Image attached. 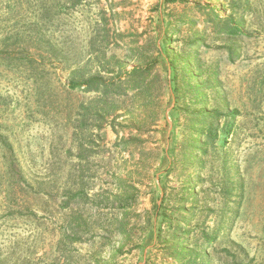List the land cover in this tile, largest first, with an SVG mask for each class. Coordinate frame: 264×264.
<instances>
[{
    "label": "rangeland",
    "instance_id": "374dc122",
    "mask_svg": "<svg viewBox=\"0 0 264 264\" xmlns=\"http://www.w3.org/2000/svg\"><path fill=\"white\" fill-rule=\"evenodd\" d=\"M0 264H264V0H0Z\"/></svg>",
    "mask_w": 264,
    "mask_h": 264
},
{
    "label": "trees",
    "instance_id": "16d2710c",
    "mask_svg": "<svg viewBox=\"0 0 264 264\" xmlns=\"http://www.w3.org/2000/svg\"><path fill=\"white\" fill-rule=\"evenodd\" d=\"M176 1H178V0H166V2H168V3H174ZM150 68L151 67H147V68H145L143 70H138V69L134 68V69L131 70L130 73L132 75H134V76H138L137 79H139V78L142 77L143 80L146 81V76H147L146 74H149V72L151 71ZM100 78L101 77H99V80H101ZM85 84H86V90H88L89 92H98V93H101V88H104L105 90H107V88H108L104 84V82H99L96 77H95V79H89L88 81L85 82ZM70 87L72 89L77 88V87H79V83L71 82L70 83ZM198 132H199L200 135L202 134V130L201 131H198ZM203 136L204 135H202V137ZM215 136L216 135L215 134H212V133L206 134L205 135V141L204 142L212 140V138H215Z\"/></svg>",
    "mask_w": 264,
    "mask_h": 264
}]
</instances>
